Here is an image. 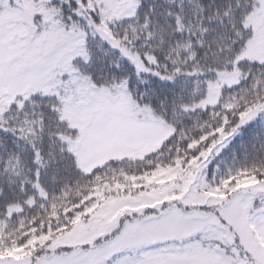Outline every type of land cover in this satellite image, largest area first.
<instances>
[{
  "label": "snow or ice",
  "instance_id": "6c2138e0",
  "mask_svg": "<svg viewBox=\"0 0 264 264\" xmlns=\"http://www.w3.org/2000/svg\"><path fill=\"white\" fill-rule=\"evenodd\" d=\"M258 116L264 0H0L5 264H264Z\"/></svg>",
  "mask_w": 264,
  "mask_h": 264
},
{
  "label": "trees",
  "instance_id": "16d2710c",
  "mask_svg": "<svg viewBox=\"0 0 264 264\" xmlns=\"http://www.w3.org/2000/svg\"><path fill=\"white\" fill-rule=\"evenodd\" d=\"M262 160H264V118L258 116L244 125L231 142L218 155L211 158L205 171L209 179L215 177L218 181L229 171L251 166ZM113 166L119 167L120 164L116 163ZM147 167L145 165V169Z\"/></svg>",
  "mask_w": 264,
  "mask_h": 264
},
{
  "label": "rangeland",
  "instance_id": "374dc122",
  "mask_svg": "<svg viewBox=\"0 0 264 264\" xmlns=\"http://www.w3.org/2000/svg\"><path fill=\"white\" fill-rule=\"evenodd\" d=\"M211 161V159L209 160V162ZM208 162V163H209ZM125 194H127V192H125ZM22 255V253H15V254H10L7 257L0 255V264H5L6 261H12L15 260L16 257Z\"/></svg>",
  "mask_w": 264,
  "mask_h": 264
}]
</instances>
